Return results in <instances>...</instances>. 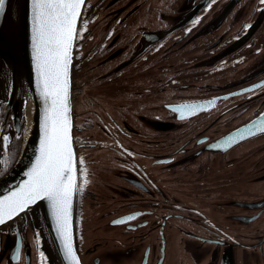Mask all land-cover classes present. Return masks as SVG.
Here are the masks:
<instances>
[{"label": "flooded vegetation", "instance_id": "flooded-vegetation-1", "mask_svg": "<svg viewBox=\"0 0 264 264\" xmlns=\"http://www.w3.org/2000/svg\"><path fill=\"white\" fill-rule=\"evenodd\" d=\"M78 30L81 263L264 264V3L86 0ZM27 102L0 80V180L21 153ZM187 104L207 107L181 118ZM41 232L51 260L28 212L2 226L0 264H61Z\"/></svg>", "mask_w": 264, "mask_h": 264}, {"label": "snow or ice", "instance_id": "snow-or-ice-1", "mask_svg": "<svg viewBox=\"0 0 264 264\" xmlns=\"http://www.w3.org/2000/svg\"><path fill=\"white\" fill-rule=\"evenodd\" d=\"M5 3L6 0H0V16L4 14ZM84 4L85 0H31V60L36 91L44 106L39 124V148L34 163L25 173L26 179L15 190L0 197V225L37 202L47 201L67 264H80L73 245L72 201L87 183L86 169L77 167L83 165L84 160L76 156L73 148L70 104V67L74 42L82 35L78 21ZM206 107L187 104L176 110L184 118L185 114L194 115ZM256 131L264 132V122L256 126ZM248 134L255 133L249 129ZM3 139L7 147L8 137ZM234 141L235 138H229L225 146ZM78 172L84 177L82 183H78ZM40 256L44 258L43 252Z\"/></svg>", "mask_w": 264, "mask_h": 264}, {"label": "water", "instance_id": "water-1", "mask_svg": "<svg viewBox=\"0 0 264 264\" xmlns=\"http://www.w3.org/2000/svg\"><path fill=\"white\" fill-rule=\"evenodd\" d=\"M30 7H31V0H6L4 14L0 16V80L3 79L6 80L9 78L11 97L13 99L21 100L23 97L26 96L28 99L32 101V113L30 116V124L29 127L27 126L26 128L23 147L12 169L0 180V197H3L7 195L10 191L15 190L17 186L26 179L25 173L34 163L39 148V139L41 135L39 124L44 106L42 100L40 99L36 91L35 73L31 60ZM83 7H82V11H83ZM73 55H74V48L72 53V65L70 67V104H71L72 138H73V96H72ZM249 129L252 130L253 126L251 125L247 128L234 132L228 138L240 137L242 133L243 134L248 133ZM73 148L76 153L74 138H73ZM76 200H77V193L73 196V201H72L73 245L76 251V255L80 261V264H82L75 244ZM26 212L29 213L34 223V227L38 241L40 243L41 251L45 255H47L49 260H51V255L49 253L45 240L43 239L42 236L41 228H43L60 263L67 264V261L64 260L63 257L59 237L55 230V223L51 219L50 209L48 208L47 201L37 202L36 204L32 205ZM11 221H7L6 224ZM2 226L4 225H0V228Z\"/></svg>", "mask_w": 264, "mask_h": 264}, {"label": "bare ground", "instance_id": "bare-ground-1", "mask_svg": "<svg viewBox=\"0 0 264 264\" xmlns=\"http://www.w3.org/2000/svg\"><path fill=\"white\" fill-rule=\"evenodd\" d=\"M31 113H32V101L30 99H28V102H27V120H28V127H29V124H30V116H31Z\"/></svg>", "mask_w": 264, "mask_h": 264}, {"label": "rangeland", "instance_id": "rangeland-1", "mask_svg": "<svg viewBox=\"0 0 264 264\" xmlns=\"http://www.w3.org/2000/svg\"><path fill=\"white\" fill-rule=\"evenodd\" d=\"M3 264V263H2Z\"/></svg>", "mask_w": 264, "mask_h": 264}]
</instances>
